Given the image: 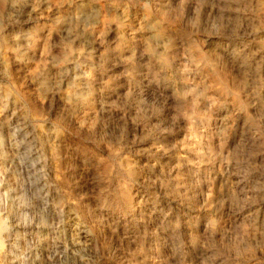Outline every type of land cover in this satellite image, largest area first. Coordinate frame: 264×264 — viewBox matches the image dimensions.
Returning a JSON list of instances; mask_svg holds the SVG:
<instances>
[{"label":"bare ground","instance_id":"6f19581e","mask_svg":"<svg viewBox=\"0 0 264 264\" xmlns=\"http://www.w3.org/2000/svg\"><path fill=\"white\" fill-rule=\"evenodd\" d=\"M187 1L169 0L166 4L159 5L155 0H151L149 4H142L141 0H41L40 2L37 0H0V12L3 13L4 19L6 18L2 36L6 47L4 76L8 83L23 94L29 90L31 82V76L27 74L25 66L26 62L33 58H30V53L32 52L31 56L35 58L37 56L45 64L51 58V41L55 36L79 38L78 35L75 37L71 30L79 27L80 13L83 11L88 24L80 38L83 39L87 51L83 55L84 59L90 64L87 66L85 74L87 76L92 74L102 80L99 88H95L92 86V80L95 77L88 76L89 92L85 98L88 111L83 116V122L87 127L86 135L89 137L95 133L98 123H102L100 130L102 138L94 144L96 147H92L97 148L98 153L94 155H98L97 165L100 175L104 178L111 176L117 169L115 161L119 149L118 144H115V141L112 142L111 136L116 137L117 135L118 137L119 134L121 137L124 132H127L130 124L127 122L125 114H122L119 109L134 105L136 112L143 120H152V122L160 124L158 128L152 124L153 129L149 130L156 136L159 134V138H149L153 134L148 135V133L143 135L153 145L151 149L146 150L153 164L149 161L142 165L127 159L121 166L124 167L127 176L131 179L147 172H157L158 182L161 186L166 183L174 184L175 193L176 191L179 192L178 194L182 193L186 202L191 204L196 190L198 193V190H202L204 185L206 190L216 185V179H213L212 172L217 170L216 174H221L223 164L229 170L231 166L238 168L244 163V160L246 162L245 155L240 149L242 141L229 142L235 118H239L243 122L242 134L246 135L244 143L249 144V148L252 150L249 151L250 153L248 152V158L258 157V154L264 153V82L260 79L261 76L251 73L248 63L252 50L239 44V46L223 44L221 48H214L211 55L201 47L196 36V39L189 42L180 54L181 50L178 47L183 46H180L178 42L180 36L189 37L194 33L197 35V27L200 26L197 10L193 13L187 11L189 10L186 5ZM233 1L237 3L241 0ZM127 5L143 7L138 20L128 19V10H120V6L127 9L125 8ZM250 5L255 7V18L258 25L264 24L263 3L260 0H253ZM230 7L234 6L230 5ZM187 14L192 15V21H189L191 16L187 18L190 24L189 27L188 23L186 26L189 28L188 31L182 28ZM219 20L221 21V19ZM221 23L215 27L217 34L222 33L225 29ZM111 25H114V28L108 30ZM24 32L31 37L27 40L28 42H32V44L39 42V45H34L37 49L34 52L31 51V48L22 49L20 34ZM112 40L114 41L111 44ZM209 54L211 58L208 56ZM178 55L182 57L179 63L176 61ZM258 69L260 70V68ZM258 69L255 68V73L258 72ZM26 99L27 102L33 104L36 111L39 109L38 105L42 107L40 108L42 110L47 103V99L41 95L33 98L35 102L30 97ZM226 105H231L230 113L220 110L225 109ZM120 121H122L121 124ZM131 124L129 128L132 129V132L141 130V134L147 127V124L140 126L136 117L131 118ZM6 125V117L4 120L0 118V136L1 130ZM202 128L203 130L200 131ZM12 136L15 143L12 144L10 152L14 158L6 159L5 156L4 165L6 163L14 164V167L18 168L25 177L31 176L35 172L34 166L41 163L45 155L44 163L53 165L54 161L58 159H56L58 151L62 149L61 141L54 149L51 147L52 152L49 154L45 149L43 151L39 149V146L30 147L34 140L31 141L30 134L24 129L12 131ZM156 140L163 142L164 145L155 147V145L157 146ZM44 141L46 140L44 139ZM66 142L68 143V141ZM88 147L84 150L88 151L90 149ZM89 152L92 154L91 150ZM159 158L162 160L161 162H159ZM11 160H14L15 163ZM252 161L255 163L254 166H257V159ZM263 161L261 166L264 172ZM44 163L42 165L46 167ZM203 164L205 167H201ZM218 165L220 167H217ZM33 168L34 170H32ZM156 169L158 170L156 171ZM175 172L174 178L172 175ZM141 177L143 178V176ZM166 177L172 181L166 180ZM172 177L174 179H171ZM221 178L220 181L218 180L219 184L224 181V178ZM28 186L30 187V183ZM121 186L120 194L115 191L114 196L119 195L126 209L132 211L134 205L139 202L137 191L128 181H124ZM28 191L24 186L20 190L12 191L0 182V264H19L17 259L8 261V257L24 242L30 247L28 258L31 264H56V259L60 258L57 255L60 254L68 260L81 261L85 252H89L92 257L94 255L95 264L100 261L103 264H108L109 259L103 255H105L104 250L107 248V241L111 234L115 233L117 229H121L122 234L128 236L126 237L128 241L135 238L134 233L127 232L128 226L124 224H115L108 231L105 229L89 232L75 216L71 218L73 205L68 203L69 200L65 201V199L55 196L53 207H51L49 197L43 195L41 190L39 206H46L43 216L39 220L42 227L27 226L25 221L28 215H26V211H19V209L20 205L26 204L27 197L32 194L31 192L28 196ZM213 200L214 193L210 189L201 212L205 216V220L197 221L198 229L193 241L198 238L206 239L208 237L207 239H211L216 235V232L222 230L221 216L219 214L211 215L206 211ZM7 204L14 208L15 213H11L9 209L8 216L4 218L2 213L6 210ZM137 213L136 216H139L141 211H137ZM66 217L70 218V222L66 231L64 229L62 232L63 226L60 229V224ZM7 219H10L9 223L6 221ZM22 219L24 224H21ZM70 223L71 225H69ZM27 229L31 234L24 233L27 232ZM63 233L64 235L66 233L65 239L62 238ZM142 247H136L132 250L133 253L130 251L132 253L129 255L131 261L146 258L149 253L151 257L153 254H158L156 258L159 260L152 264L167 263V259L162 257L163 254L160 256L161 250L159 251L158 245L150 246L148 250Z\"/></svg>","mask_w":264,"mask_h":264},{"label":"rangeland","instance_id":"374dc122","mask_svg":"<svg viewBox=\"0 0 264 264\" xmlns=\"http://www.w3.org/2000/svg\"><path fill=\"white\" fill-rule=\"evenodd\" d=\"M37 1L40 2L41 0ZM150 1L151 0H141V3L149 4ZM155 1L159 5H164L169 0ZM188 1L186 2L189 9L187 11L193 13V11L195 12L197 10V17L200 18V26L197 27V35L194 33L189 37L180 36L181 38L178 42L180 46L183 45L181 48L178 47V49L181 50H178L180 54L182 53V49L186 47L189 42L196 39V36L197 41L201 43V47L204 48L206 52L211 53V55L213 54L212 51H214V48H221L223 44L230 46L240 45L252 50L248 65L251 67V73L259 77L261 76L260 79L264 82V24L258 25L256 21L254 12L255 7L250 5L253 0H241L237 3L233 0ZM260 1L264 6V0ZM230 5L234 7L231 8ZM119 8L120 10H128V19L130 20H138L143 10V7H140V5H127L125 6L127 9H124L122 6ZM80 16V28L75 27L71 30L72 34L75 37L78 35L79 38L55 36L54 40L51 41L53 43H51L50 48L51 58L47 63L43 64L37 56L35 58L31 56L32 52L30 53V58H33L26 62L27 64L25 63V66L26 71H28L27 74L31 76V82L29 83V90L22 94L19 89H16L15 86L8 83L4 76L6 71L4 62L6 47L2 36L6 18L4 19L3 13L0 12V118L4 120L6 117L7 122V125L1 130L0 136V182L12 191L20 190L24 186L27 191L29 190L28 196L32 192L29 196L30 198L27 197L28 201L26 200V204L20 205L19 209V211H26V215H28L25 221L27 226L33 225V227H42L39 220H41L46 206H39V195L41 190L43 195L49 197V205L51 204V207H53L55 196H59L65 199V201L69 200L70 202L68 203H71L74 208L71 209V218L75 216L89 232L102 231L105 229L108 231V229L112 228L115 224H124L128 226L127 232H130V234L134 233L133 235L135 238H132L133 241H128L126 238L128 236L123 235L121 229H117L115 233L109 236L107 248L104 250L105 255H103V257L109 259L108 264H119L120 262H123L122 264L156 263L159 260L156 258L158 254H153L151 257L148 253L146 258L143 257V260L139 258L137 259L138 261H131L129 256L136 247L144 246L142 248L148 250L150 246L155 245H158L159 251L161 250L160 256L163 254L162 257L165 260L167 259L166 264H264V172L261 166V162L264 160V153L258 154V157L248 158V154L252 150L249 148V144L244 143L246 141V135L242 134L243 122L241 119L235 118L229 142L234 143L242 141L240 149L245 155L246 162L244 160V163L238 166V168L231 166L229 170H227L223 164L221 174H216L217 170L216 172H212L213 179H216V185L213 188L216 189H207L208 191L212 189L214 200L206 211L211 215L219 214L222 219V230L216 232V235L211 239H207V237L206 239L198 238L200 240L195 239L193 241L195 234H197V221L203 222L205 220V216L201 213L208 195L205 185L202 187L204 191L199 189L197 193L196 190V195L191 204H189L186 202L185 197L182 196V193L178 194V191L175 193L174 184L166 183L168 185L165 184L161 186L158 182L157 172H147L141 175L143 178L139 176L136 178L134 177L135 179H131L127 176L124 167L121 166L127 159L130 161L133 160L132 162L135 163L139 162L142 165H144V163L147 164L149 161L152 163L147 151L151 149L153 145L149 140L145 139L143 135L148 133V135L153 134L151 135L152 137L150 136L149 138H159V134L156 136L155 133L150 132L152 131L150 129H153L152 124L153 126L156 125L157 128L160 127L158 126L160 124H157L155 121L152 122V120H143L136 112L134 105L128 106L127 108H120L119 110L122 114H125V118L130 125H132L131 118L136 117L138 118L140 126L147 124V127L141 134V130L138 132L133 130L132 132L129 125L127 132H124L121 137L119 134L118 137L116 135L117 138L111 136L112 142L115 141L119 149L115 161L117 169H115V172L111 176L104 178L100 175V170L97 165L98 155H94L98 153L97 148L92 147H96L94 144L102 138L100 134L102 123H98L99 125H97L95 133L89 137L86 135L87 127L83 122V116L88 111V106L85 102V98L89 92L87 79L88 76H95L92 74L87 76L85 74L86 68L90 66V64L84 59L83 55H85L87 51L85 49V43L83 39L81 40L80 35L85 30L88 22L85 21V14L83 11L80 13ZM190 16L188 15L184 18L183 30H189L186 26L188 23L189 27V21H192V15ZM187 18L190 20L188 19V21ZM219 19H221V21ZM219 21L222 22L221 24L225 26V29L222 33L217 34L215 27H217V25L219 26ZM113 26L114 25H111L108 30L112 29ZM20 36L22 38L20 44L22 49L31 48L33 52L37 50L34 45H39V42H35V44L28 42L27 40L30 36L26 32L20 34ZM113 41L114 40L111 41V44ZM69 50L70 52H68ZM211 55L209 54L208 56L211 58ZM181 60L182 57L178 55V58H176L177 63ZM255 68H260V70L258 69V72L255 73ZM197 80L199 79L197 78ZM202 80H204L203 77ZM92 83L93 87L99 88L102 84V80L95 77ZM38 95L47 99L44 109L40 110L42 107L38 105L39 109L37 111L39 112H37L33 104L27 102L26 99L27 97L31 99L37 98ZM231 109V105H226L225 109L220 110L230 113ZM64 123L65 125H63ZM121 123L122 121H120V124ZM11 129L12 131H16L17 129L26 130L32 138L31 141L34 140L30 147L39 146V149H42V151L45 149L48 154L52 152V148L54 149L55 146H58V143L61 141L62 149L57 153L58 156L56 159H58L54 161L53 165H46V163H44L46 155L45 157L43 156V161L34 166L35 172H33L31 176L29 175L26 177L21 174L18 168L14 167V164L11 165L10 163H6L4 165L5 156L7 157L6 159L14 158L11 156L10 152L12 144L15 143ZM202 130L203 128L200 129V131ZM44 139L46 141H44ZM156 143L157 146L155 145V147L164 145L163 142H157V140ZM86 147L90 148L89 150H91L92 154L97 158L90 154L89 150H84ZM253 159H257V166H254L255 163L252 161ZM11 161L15 163L14 160ZM161 161L162 160L159 158V162ZM43 163L46 167L42 165ZM201 167H205L204 164L201 165ZM217 167H220V165ZM34 168L32 170H34ZM157 170L158 169H156V171ZM175 174L176 172L172 176H176ZM101 177L102 179H100ZM173 177L171 179L175 178ZM221 177L224 178V181L219 184L218 182L222 179ZM166 180L169 181L170 179L166 177ZM124 181L131 182L139 196V202L134 205V210L132 211L126 209L119 195L114 196L116 193L115 191L118 193L121 191V185H123ZM28 182L30 183V187L28 186ZM201 191L205 193L203 194ZM7 206L8 204L6 205V210L3 211L6 216L2 213L4 218L8 216L9 212L7 211H9V209L11 213H15L13 207ZM27 207H29V209H27ZM137 211H141L139 216H136L138 214ZM6 221L9 223L10 219ZM69 222V217L64 218V222L62 221V224H60V229L63 226L61 231L64 229V231H66ZM21 224H24L23 219ZM69 225H71V223ZM24 233L31 234L28 229L27 232ZM65 235L63 233L62 238L65 239ZM211 240L212 242H210ZM28 246L26 242L22 243L20 248L11 253V256L8 257V261L17 259L19 264H31L28 258L30 252V247ZM130 251H132V253ZM60 255H57L60 258L56 259V264H63L64 262V264H95L94 255L92 257L89 252L84 253V258L82 259L84 262L82 260H68L65 256L62 257V254ZM98 264L103 263L100 261Z\"/></svg>","mask_w":264,"mask_h":264}]
</instances>
